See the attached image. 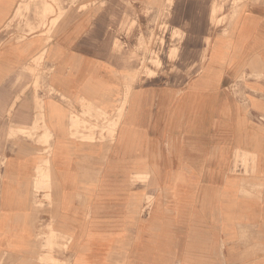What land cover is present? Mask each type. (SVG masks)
<instances>
[{
	"label": "crops",
	"instance_id": "0c3cea01",
	"mask_svg": "<svg viewBox=\"0 0 264 264\" xmlns=\"http://www.w3.org/2000/svg\"><path fill=\"white\" fill-rule=\"evenodd\" d=\"M18 3L0 0V264H264V0L216 28L213 71L126 93L108 28L84 18L47 46L51 93L27 87L46 45ZM122 103L97 132L87 115Z\"/></svg>",
	"mask_w": 264,
	"mask_h": 264
},
{
	"label": "rangeland",
	"instance_id": "374dc122",
	"mask_svg": "<svg viewBox=\"0 0 264 264\" xmlns=\"http://www.w3.org/2000/svg\"><path fill=\"white\" fill-rule=\"evenodd\" d=\"M251 1L256 0H19L14 25L23 24L30 38L41 32L46 45L24 69L27 87L35 93H51L45 83L49 73L47 46L59 27L79 18L94 22V27L108 28L113 51L122 56L126 65V75L122 76L125 93L132 85H137V90L183 86L203 71L205 63L204 69L213 71L212 47L208 57L207 54L214 31L225 29ZM35 99L39 106L36 94ZM122 107L123 103L110 117L102 110L87 117L94 119L97 132L107 130L109 138ZM47 171L45 162L38 173L43 183L49 180ZM147 181L137 177V183ZM54 239L50 231L45 245L48 251L52 250Z\"/></svg>",
	"mask_w": 264,
	"mask_h": 264
}]
</instances>
